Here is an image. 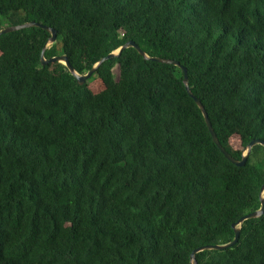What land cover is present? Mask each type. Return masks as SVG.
Returning a JSON list of instances; mask_svg holds the SVG:
<instances>
[{
  "label": "trees",
  "instance_id": "trees-1",
  "mask_svg": "<svg viewBox=\"0 0 264 264\" xmlns=\"http://www.w3.org/2000/svg\"><path fill=\"white\" fill-rule=\"evenodd\" d=\"M27 22L79 74L128 41L179 62L235 159L232 136L264 141V0H0V31ZM50 38L0 35V264H192L232 242L261 208L264 147L230 162L181 67L128 48L79 85L42 64ZM196 260L264 264V214Z\"/></svg>",
  "mask_w": 264,
  "mask_h": 264
},
{
  "label": "water",
  "instance_id": "water-1",
  "mask_svg": "<svg viewBox=\"0 0 264 264\" xmlns=\"http://www.w3.org/2000/svg\"><path fill=\"white\" fill-rule=\"evenodd\" d=\"M30 27H39V28H43L44 30L48 31L51 33V38L49 40L48 45L43 49L42 54H41V62L43 65H48V64H53V63H61L63 65H65L69 71L71 72V74L77 79V82L79 85H84L86 83V81L92 77V75L94 73H96L97 69L106 61L111 60L113 58L119 57L122 52L125 49L128 48H134L136 49L139 54L141 56L144 57V59L146 60H150V61H154V62H158V63H163V64H174L177 65L179 67L182 68L183 72H184V84L186 87V90L188 92V94L195 100L196 104L198 105V107L200 108V110L202 111V114L205 118L206 124L208 126L209 132L213 138V141L215 142V144L217 145V147L219 148V150L223 153V155L233 164L237 165V166H244L246 164V161L248 159L249 154L251 153V150L253 149V147L257 146V145H262L264 147V141L262 140H254L251 141L245 148V151L243 153V159L242 160H237L235 159L219 142V139L217 138V135L212 127V124L210 122L209 116L207 111L205 110V107L203 106V104L201 103V101L193 95V93L190 90L189 87V83H188V75H187V69L182 67L180 65L179 62L171 60V59H165V58H159V57H150L149 55H147L134 41H128L127 43H125L122 47H120L119 49H117L116 51H113L112 53H110L109 55H107L106 57L102 58L99 62H97L93 68L87 73V74H79L78 72L75 71V69L72 67V65L70 64L68 58L66 55H62V56H57V57H53L50 59H46L45 58V50L50 47L52 44H54L57 41V31L53 28H50L48 26L36 23V22H27L24 23L22 25H17V26H8L3 28L0 31V35L2 34H7L10 32H15L21 29H25V28H30ZM264 214V186L262 187L261 190V208L251 214H248L244 217H242L236 224L233 225V229L235 230V238L232 242L226 244V245H208V246H203L200 247L198 249H196L192 255H191V262L192 264H198L197 260H196V254L203 252V251H209V250H225L227 248L233 247L234 245H236L239 241V237H240V231H241V226L242 224L249 219H254V218H259Z\"/></svg>",
  "mask_w": 264,
  "mask_h": 264
},
{
  "label": "rangeland",
  "instance_id": "rangeland-1",
  "mask_svg": "<svg viewBox=\"0 0 264 264\" xmlns=\"http://www.w3.org/2000/svg\"><path fill=\"white\" fill-rule=\"evenodd\" d=\"M59 69H60L59 66L53 67L54 71H58ZM118 72H119L118 68L115 69L116 77H118ZM89 87L96 94L102 92L105 89L103 82L99 79L93 80L92 83L89 84ZM246 144L247 143L244 140H242L238 135H234L230 139L229 150L231 152L238 151V150L245 151Z\"/></svg>",
  "mask_w": 264,
  "mask_h": 264
}]
</instances>
